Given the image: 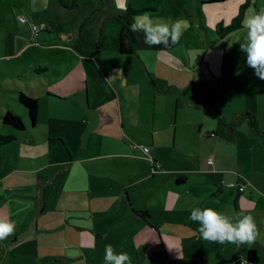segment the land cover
Returning a JSON list of instances; mask_svg holds the SVG:
<instances>
[{"label": "crops", "instance_id": "crops-1", "mask_svg": "<svg viewBox=\"0 0 264 264\" xmlns=\"http://www.w3.org/2000/svg\"><path fill=\"white\" fill-rule=\"evenodd\" d=\"M236 5L231 17L242 6ZM12 14L11 21L0 18L14 28L0 31V134L15 135L0 145V219L13 222L15 231L0 241V264H105L107 245L116 253L133 249L131 264H235L233 258L243 259L249 250L258 260L247 264H264V87L253 93L252 106L231 117L221 108L232 129L210 122L202 134L206 122L194 117V109L201 95L212 101L210 84H195L184 50L121 55L116 45L111 61L88 58L97 65L94 78L79 69L51 72L33 57L29 62L36 43L31 22ZM215 29L220 38L227 34ZM22 54L27 58L20 61ZM117 68L123 77L111 78ZM8 91L38 99L35 125ZM7 111L21 114L23 129L2 122ZM244 112L257 129L246 120L231 122ZM201 138L221 150L201 154ZM193 208L251 215L259 236L240 246L203 240L200 225L189 220Z\"/></svg>", "mask_w": 264, "mask_h": 264}, {"label": "rangeland", "instance_id": "rangeland-1", "mask_svg": "<svg viewBox=\"0 0 264 264\" xmlns=\"http://www.w3.org/2000/svg\"><path fill=\"white\" fill-rule=\"evenodd\" d=\"M145 5L158 7L156 10L145 11L155 20L171 22L184 19L190 25L174 49L178 52L180 49L184 50L187 67L195 71L196 85L199 84L205 89L206 82L210 84L212 101H204L201 95L200 100L196 101L199 108L194 109V117L206 122L202 134L210 122L211 126L222 128L224 132L226 128L232 129L230 124L227 125L226 122L229 123L230 119L224 118L222 109L226 116L231 117L235 109L252 106L256 99L253 93L264 87V80L255 76L254 70L246 64V53L240 51L239 44L246 41L247 29L242 26L229 30L223 38L217 35L215 29L219 30L220 26L217 24L231 17L235 12L234 6H239V0L209 4L199 3L197 0H0V18L11 21L7 14L13 12L15 17L25 14L31 24H47V30L41 29L37 32L36 43L28 53L29 62L33 57L34 63L48 71L58 70V67L62 68L59 72H65L68 68L79 69L86 76L94 78L92 69L96 71L97 65L93 59L88 58L102 55L108 56L111 61L115 57L114 51L121 27L116 15L129 13L133 20L144 12L132 13L130 8H141ZM123 6L129 11H123ZM250 7L260 11L264 9V0L250 2L246 12ZM9 26L15 25L11 23ZM5 29L10 33L14 30L5 23H0V31ZM62 34H67V37L63 38ZM139 50L145 53L144 48ZM187 50H190L191 57ZM26 56L27 54H22L19 60H25ZM122 64L126 63L120 62L119 65ZM200 73L203 78H199ZM8 93L15 94L18 99L17 93ZM218 100L217 107L214 102ZM40 115L43 123V116ZM199 119L196 130L201 127ZM99 130L103 128L100 127ZM83 138L86 139L85 136ZM200 144V148L196 149L201 154L221 150L220 146H204L202 138ZM53 154L55 156V152ZM77 166L80 168L78 170H82L80 165ZM133 252V249H129V255Z\"/></svg>", "mask_w": 264, "mask_h": 264}, {"label": "clouds", "instance_id": "clouds-1", "mask_svg": "<svg viewBox=\"0 0 264 264\" xmlns=\"http://www.w3.org/2000/svg\"><path fill=\"white\" fill-rule=\"evenodd\" d=\"M247 0H239L240 4ZM127 11L126 6L122 7ZM247 29V39L240 43V51L246 53V64L254 70V74L264 80V9L256 11L250 7L242 22ZM190 27L187 20L177 19L171 22L155 20L148 12L133 18L129 30L133 33H142L143 42L148 46L163 44L166 48L179 43L180 37ZM111 78L123 77L122 69H113ZM189 220L200 225L198 231L203 240L220 244L232 243L237 246L251 245L259 236V231L253 216L233 217L225 216L211 208H193ZM235 221V222H233ZM15 231V224L6 219H0V241H3ZM105 264H131L128 253H116L112 245H107L104 254ZM241 264H247L242 260Z\"/></svg>", "mask_w": 264, "mask_h": 264}, {"label": "trees", "instance_id": "trees-1", "mask_svg": "<svg viewBox=\"0 0 264 264\" xmlns=\"http://www.w3.org/2000/svg\"><path fill=\"white\" fill-rule=\"evenodd\" d=\"M245 6H246L245 3L242 4L237 14L233 17V19L231 20L229 24L219 25L220 34H225L229 30L237 29L242 25V20L244 18V13H245V8H246ZM130 9L132 13H140V12H144L147 10H153L154 8L151 6H147V7H142V8H130ZM128 11L129 9L127 10V12ZM116 19L121 24L119 35H118V40H117L118 52L121 55L133 54L135 53L137 49H141V48L157 49V50L158 49H171L176 45V44L175 45L169 44L167 48L163 44L150 47L144 44L142 33H139V32L133 33L129 30V24L132 23V19L130 18L129 13L128 14L125 13L123 15L118 14L116 15ZM34 38L37 39V36H34ZM18 98H19L20 104L27 110L29 123L31 125H35L37 122V118H38V99L36 97L29 96L23 92L19 93ZM242 120L248 121L250 127H252L253 129H257L256 123L254 121V117L248 112L236 113L233 116L231 122L233 124H237L238 122ZM2 122L17 130H21L25 126L24 122L22 121L20 117L14 115L13 113L9 111L5 112L2 115ZM14 139H15L14 134H0V145L7 144L13 141ZM180 179L182 178H179V180ZM136 215L140 217L141 216L145 217L146 212L136 211ZM243 259L246 260L247 262L257 263L258 257L254 250H249L247 252L246 257H244ZM240 260L241 259L236 258V257L233 258V262H235V264H240L239 262Z\"/></svg>", "mask_w": 264, "mask_h": 264}, {"label": "built area", "instance_id": "built-area-1", "mask_svg": "<svg viewBox=\"0 0 264 264\" xmlns=\"http://www.w3.org/2000/svg\"><path fill=\"white\" fill-rule=\"evenodd\" d=\"M18 18H19V21H20V22H26V21H27L26 18H25L24 16H19ZM30 27H31V31H32L33 35H34V36H37V32H38L39 30H41V29H44V28L46 27V25H45L44 23H41V24H39V25H36V24H30ZM141 148H142V150H143L144 152H148V148H147V147H144V146H143V147H141ZM208 162L211 163V159H209ZM226 185H227L228 187H234V186H236V183H234V182H230V183H227ZM238 190H239V191H243V190H244V185H239V186H238ZM242 260H244V259H241V260L239 261L240 264H241Z\"/></svg>", "mask_w": 264, "mask_h": 264}]
</instances>
